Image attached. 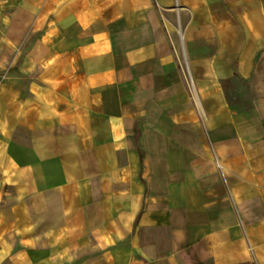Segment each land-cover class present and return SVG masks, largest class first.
Here are the masks:
<instances>
[{
    "label": "crops",
    "instance_id": "obj_1",
    "mask_svg": "<svg viewBox=\"0 0 264 264\" xmlns=\"http://www.w3.org/2000/svg\"><path fill=\"white\" fill-rule=\"evenodd\" d=\"M0 264H264V0H0Z\"/></svg>",
    "mask_w": 264,
    "mask_h": 264
}]
</instances>
